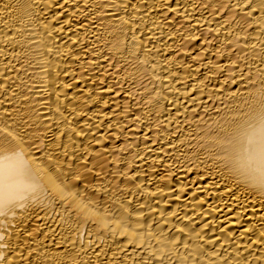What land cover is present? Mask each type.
Wrapping results in <instances>:
<instances>
[{
	"label": "bare ground",
	"instance_id": "obj_1",
	"mask_svg": "<svg viewBox=\"0 0 264 264\" xmlns=\"http://www.w3.org/2000/svg\"><path fill=\"white\" fill-rule=\"evenodd\" d=\"M0 264H264V0H0Z\"/></svg>",
	"mask_w": 264,
	"mask_h": 264
}]
</instances>
